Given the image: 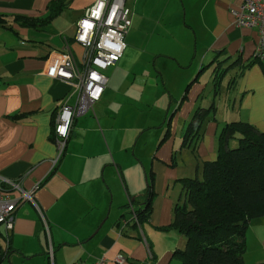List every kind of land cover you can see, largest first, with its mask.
<instances>
[{
	"label": "crops",
	"instance_id": "1",
	"mask_svg": "<svg viewBox=\"0 0 264 264\" xmlns=\"http://www.w3.org/2000/svg\"><path fill=\"white\" fill-rule=\"evenodd\" d=\"M95 2L0 0L1 193L19 197L2 180L25 191L42 182L7 237L0 227L1 264H116L118 255L122 264H179L183 236L168 227L182 179L216 159L227 124L264 131V56L250 64L258 32L235 25L241 0H125L124 53L54 165L56 116L76 98L55 70L68 54L82 58L76 23ZM196 114L200 137L184 144ZM245 244L244 263L264 264V217Z\"/></svg>",
	"mask_w": 264,
	"mask_h": 264
},
{
	"label": "trees",
	"instance_id": "2",
	"mask_svg": "<svg viewBox=\"0 0 264 264\" xmlns=\"http://www.w3.org/2000/svg\"><path fill=\"white\" fill-rule=\"evenodd\" d=\"M49 7L53 15L58 13L59 5ZM258 62L253 57L250 64ZM204 121L196 114L184 144L200 137ZM235 136L239 144L229 149V139ZM218 145L216 159L202 164L200 178L181 181L182 198L174 207L172 225L185 238L184 249L174 253L179 264H245L248 226L264 217V131L232 122L222 128ZM144 212L142 218L148 215V206ZM7 254H0V264Z\"/></svg>",
	"mask_w": 264,
	"mask_h": 264
},
{
	"label": "built area",
	"instance_id": "3",
	"mask_svg": "<svg viewBox=\"0 0 264 264\" xmlns=\"http://www.w3.org/2000/svg\"><path fill=\"white\" fill-rule=\"evenodd\" d=\"M232 14L236 26L257 30L258 43L254 58L261 60L264 56V0H241L240 8ZM130 26V10L125 0H96L77 21L75 42L84 50L82 58L77 62L68 54L55 70V77L69 84L75 90L76 98L73 105L67 103L62 105L56 116L53 130L57 154L53 161L54 165L65 151L74 118L88 112L101 98L108 82L104 72L120 61L125 50L124 38ZM2 181L19 193V197L13 198L7 193H1L0 186V226L4 227L7 237L13 229L17 208L24 202L35 204V193L42 182L25 191L17 182ZM44 225H46L45 221ZM48 255L51 260V249ZM113 262L122 264L124 257L118 255ZM91 264H107V262L101 258Z\"/></svg>",
	"mask_w": 264,
	"mask_h": 264
},
{
	"label": "rangeland",
	"instance_id": "4",
	"mask_svg": "<svg viewBox=\"0 0 264 264\" xmlns=\"http://www.w3.org/2000/svg\"><path fill=\"white\" fill-rule=\"evenodd\" d=\"M143 7V6H142ZM126 37V36H125ZM124 42H125V38H124ZM125 44H126V42H125ZM141 47V46H140ZM136 48L137 49H139L137 46H136ZM135 50V49H134ZM133 51V50H132ZM112 68V67H111ZM130 68H131V66H130ZM110 69V68H109ZM136 86H139V85H136L135 84V87ZM153 108V110H155V108L154 107H152ZM260 132H262V131H260ZM229 144H228V146L230 147L229 149H233V148H236L237 146H238V144H239V142H238V138L235 136L234 138H230L229 139V142H228ZM193 171H192V173L190 172V175H191V177L192 178H194V177H197V178H200L201 177V168H202V164L201 163H199L197 166H193ZM173 221H172V223L170 224V226L168 227V229H172L173 231H176V229L175 228H173ZM1 227V226H0ZM178 232V231H177ZM175 237H176V239L177 240H180V238H181V246H180V248H178L179 250H183L184 249V247H185V238L184 237H180V236H178V235H175Z\"/></svg>",
	"mask_w": 264,
	"mask_h": 264
}]
</instances>
